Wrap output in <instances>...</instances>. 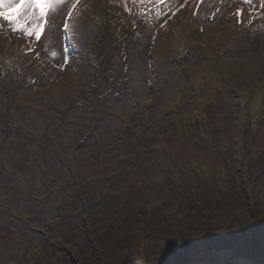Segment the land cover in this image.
Returning a JSON list of instances; mask_svg holds the SVG:
<instances>
[{
	"label": "rangeland",
	"instance_id": "374dc122",
	"mask_svg": "<svg viewBox=\"0 0 264 264\" xmlns=\"http://www.w3.org/2000/svg\"><path fill=\"white\" fill-rule=\"evenodd\" d=\"M120 1L127 17H137L143 0ZM191 3L187 0L176 11L168 3L153 12L169 10L168 18L150 30L146 26L152 19L137 17L139 30L132 33L130 25L119 23L115 1H74L58 21L55 58L41 48L40 60L22 57L23 40L34 36L15 39L10 46L5 38L13 34L0 36V264H164L162 249L136 255L134 243L140 246L150 233L162 237L180 264H264V155H258L264 151V0L243 7L244 35L235 30L229 6L209 22L208 13L215 8L204 7L192 19ZM75 6L81 7V16L71 42L65 43V20ZM199 24L203 34L197 31ZM217 97L220 105L206 103ZM198 104L210 105L211 123L222 127L214 137L229 144V168L223 164L227 161L214 158L220 151L193 144L182 153L188 161L185 174L176 175L192 185L189 165H207L202 181L194 183L200 193L172 194L170 182L153 189L154 173L146 167L155 168L146 162L157 153L155 147L175 145L164 131L160 140L154 135L162 125L171 130L169 122L177 114L194 116ZM243 109L259 128L255 144L247 142L248 150L240 156L235 149ZM215 114H221L219 123H214ZM54 144L64 151L59 162L52 157ZM134 157L139 162L135 174ZM106 166L109 170L103 172ZM78 178L89 182L86 190L94 197L109 191L112 198L104 195L107 203L97 208L96 201L77 204L80 208L69 213L74 205L67 201L75 200L82 188ZM134 178L138 190L152 192L149 200L128 198L130 190L114 195L121 185L128 190ZM56 186L47 194L51 205L41 194ZM220 191L224 202L243 200L244 206L216 221L191 216L190 208H199L202 198L208 211L212 193ZM57 193L63 198L54 201ZM42 198L48 208L37 204ZM59 201L68 213L65 217L63 210L60 220L54 217L61 210L54 208ZM227 221L232 226L221 231ZM165 223H171L170 230ZM106 236L112 239L102 246L99 239Z\"/></svg>",
	"mask_w": 264,
	"mask_h": 264
},
{
	"label": "trees",
	"instance_id": "16d2710c",
	"mask_svg": "<svg viewBox=\"0 0 264 264\" xmlns=\"http://www.w3.org/2000/svg\"><path fill=\"white\" fill-rule=\"evenodd\" d=\"M218 99L214 98V99H209L208 101H206V103H212L216 101V106L220 105L222 101L219 100V97H217ZM219 101V104H218ZM210 105H206V106H199L198 104V110L197 113L191 114L188 118L185 117H180L178 118V120L176 121H170L169 125H171L172 129L171 130H167L165 129V127L167 125H163L160 129V133H162L164 131L165 136L168 138V141L175 143V145H170V146H166V147H155V151H157V153L152 152V155L149 159V161L146 162L147 165L149 166H153L155 169L154 170H150L148 167L147 171L148 173H154V182H156L157 185L153 186V189H156L157 187H164L165 184H167V182H170L172 184V186H167L170 190L172 194H179L178 191L181 190H177L176 187H180L181 189H183L184 187L189 186L188 191L186 189H183V192H187V193H200L199 191H197L196 187L194 186L195 182H200L202 181V177L200 174L202 173V169L203 166H207V165H195L193 166V164L191 163L189 165V168H191L188 172V177L190 178V180H192V185L188 182L184 183L179 181V178L176 173L178 174H185L184 172V166L188 163L187 159L182 155L185 154V152L187 150H191L190 145L193 144H197L199 146H202V148L200 150L203 151H212L214 150L216 151H220L221 153H218L214 156L215 159L223 161H227L223 162V164L228 168H229V160L226 158V150L229 149V144L227 143V141H225L223 138L221 137H214V135L216 133H218L219 130H221V126L218 124L217 127H214L212 122V115L213 114H209V113H213L212 109L209 108ZM221 114H215L214 117V123H219L221 120L220 117ZM211 117V118H210ZM251 118V116H250ZM253 119V118H252ZM260 122V120H259ZM242 124V125H241ZM240 126V133L237 135V141L239 143H236V149L235 151L240 154V156H242L245 153V150H248V148H246V144L247 142H251L255 144V134L257 132V129L259 128L257 121L254 119L252 120L251 124L249 126H247L246 124L244 125V123H241ZM260 125V124H259ZM154 140V138H153ZM242 141V142H241ZM152 143V140H151ZM159 145V144H158ZM240 145V146H239ZM161 146V145H159ZM169 147V148H168ZM245 148V149H244ZM253 152V149H251V153ZM225 156H222L224 155ZM259 157L264 155V151L258 153ZM221 157V158H220ZM137 160V159H135ZM134 160V162H136ZM253 160H255V156L253 157ZM142 164V163H140ZM139 165V162H138ZM180 168V169H178ZM137 171V170H136ZM136 171H133V174H135ZM206 174H212L210 172V170L206 171ZM166 175V177H165ZM225 177V176H224ZM223 177V179H224ZM189 178H186V181L189 180ZM147 183L148 180L146 178H144ZM157 179V180H156ZM222 179V180H223ZM221 182V181H220ZM133 186L129 187L128 190L126 189L125 192L123 194H126V191H129L128 193V198L133 199V198H141L138 200H144L142 199V197H144L146 200L148 198L149 195L152 194V192H150L149 195H147V190H138V183H136V181H134V183H132ZM219 184V183H218ZM191 186L193 187L191 189ZM214 187V185H211L210 187L208 186V188H212ZM132 188V191H131ZM189 190L191 192H189ZM133 191H137V192H133ZM207 192V191H206ZM140 197H139V195ZM104 192L100 193L99 195V199L97 202V205H101L103 202L107 203V199H105L104 197ZM122 195V194H121ZM205 195H208L210 197L209 193H206ZM120 196V195H119ZM127 196V195H125ZM154 196V194L152 195ZM158 196V195H157ZM155 196V197H157ZM223 195L221 194V191L219 192V194H217L216 192L212 193V197H210V201H209V206L210 208L208 209V211H204L207 209L205 202H203V198L201 199L202 204L199 206V208H201L202 211H199V208H190L192 210V212L190 213L191 216H197L196 219L197 220H201V219H205L206 222H210L213 218H215L214 220L216 221L217 217H225V216H229L236 208L240 207V206H244V201H227L224 202V200L221 198ZM224 196H229V194H224ZM159 198V197H158ZM190 198V197H188ZM214 198H217L216 200ZM239 198H242V196H239ZM226 199V198H224ZM149 200V198H148ZM155 199L153 198L152 201H154ZM159 201V200H158ZM164 202V199H163ZM191 202V201H189ZM141 203H144V201H141ZM159 203V202H158ZM212 203V204H211ZM160 204V203H159ZM208 206V205H207ZM191 207V206H189ZM205 212V213H204ZM206 216V217H204ZM188 218H190V216L184 218V221H187ZM232 220H229L233 221ZM237 220V218H236ZM178 222H180L179 218H178ZM228 224V221L223 223L222 226H220L221 231H223L225 228H230L232 226V224ZM236 223V222H235ZM218 224V223H217ZM228 224V225H227ZM168 230H170L169 226L171 225V223L164 224ZM217 225L215 224L216 227ZM216 230H219V227H216ZM116 234V233H115ZM114 234V235H115ZM107 237V236H106ZM110 239H112V237H107V238H102L99 239V243L103 246V244L105 245V241H109ZM169 242H172L171 240H169ZM98 243V244H99ZM135 246L134 248L138 247V249H136L135 251H137V257L140 254V251L143 250L145 252H147V254L155 251L156 249H162L160 256L161 257H165V260H163L164 264L167 262L168 264H180V259L179 257L177 258L176 253L174 252L173 249L169 248L168 250H166V245L163 243V239L161 236L157 235L155 236L154 234H149L148 236H146V239L144 241H142V243L140 244V246H137L136 243H134ZM163 244V245H162ZM157 246V248H156ZM233 249V248H231ZM169 251H172L171 253ZM134 252V250H133ZM167 257V258H166ZM159 258V257H158ZM101 261V259L98 258V262ZM134 261H137V259H135ZM182 262V261H181ZM109 263V262H107ZM98 264V263H97ZM100 264H104L102 263V261L100 262Z\"/></svg>",
	"mask_w": 264,
	"mask_h": 264
},
{
	"label": "snow or ice",
	"instance_id": "6c2138e0",
	"mask_svg": "<svg viewBox=\"0 0 264 264\" xmlns=\"http://www.w3.org/2000/svg\"><path fill=\"white\" fill-rule=\"evenodd\" d=\"M64 3L65 0H0V19L12 25L13 32L20 31L26 37L34 36L38 41L41 38L45 18ZM21 20L24 24L31 21V28L25 27ZM64 29L67 33L68 23L64 24Z\"/></svg>",
	"mask_w": 264,
	"mask_h": 264
},
{
	"label": "bare ground",
	"instance_id": "6f19581e",
	"mask_svg": "<svg viewBox=\"0 0 264 264\" xmlns=\"http://www.w3.org/2000/svg\"><path fill=\"white\" fill-rule=\"evenodd\" d=\"M77 0H65V3L60 5L54 12H50L48 14L49 24L48 26L43 28V35L42 40L40 41V46L43 49L45 54H51L54 57V53L52 52V48L57 47V38L60 36L58 35V21L60 20V16H62L63 12H67L70 10V5ZM187 0H170L169 9L171 11H176L179 9ZM255 2V0H254ZM169 14V10L167 12L161 13L155 17V22L153 25H156L157 21L160 20L162 16ZM60 23V22H59ZM32 22L28 21V27L31 28ZM6 30V28H5ZM22 33V32H21ZM58 57V56H56ZM55 58V57H54Z\"/></svg>",
	"mask_w": 264,
	"mask_h": 264
}]
</instances>
